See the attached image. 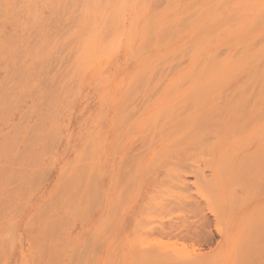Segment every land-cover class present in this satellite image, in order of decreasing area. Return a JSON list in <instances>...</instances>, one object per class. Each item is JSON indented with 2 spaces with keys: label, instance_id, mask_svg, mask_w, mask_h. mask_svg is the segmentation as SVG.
I'll return each mask as SVG.
<instances>
[{
  "label": "rangeland",
  "instance_id": "obj_1",
  "mask_svg": "<svg viewBox=\"0 0 264 264\" xmlns=\"http://www.w3.org/2000/svg\"><path fill=\"white\" fill-rule=\"evenodd\" d=\"M0 264H264V0H0Z\"/></svg>",
  "mask_w": 264,
  "mask_h": 264
},
{
  "label": "bare ground",
  "instance_id": "obj_2",
  "mask_svg": "<svg viewBox=\"0 0 264 264\" xmlns=\"http://www.w3.org/2000/svg\"><path fill=\"white\" fill-rule=\"evenodd\" d=\"M255 77H256V76H255ZM255 77H254V78H255ZM239 228H240V227H239ZM185 230H186V229H185ZM187 231H189V230H187ZM189 232H190V231H189ZM184 233H185V232H184ZM194 233H195V232H194ZM186 234L188 235V233H186ZM207 234H208V232H207ZM190 236H191V235H190ZM204 239L206 240V238H204ZM206 241H207V240H206Z\"/></svg>",
  "mask_w": 264,
  "mask_h": 264
}]
</instances>
